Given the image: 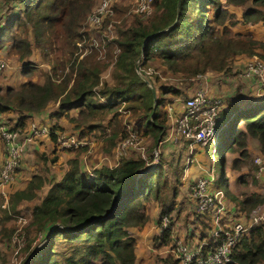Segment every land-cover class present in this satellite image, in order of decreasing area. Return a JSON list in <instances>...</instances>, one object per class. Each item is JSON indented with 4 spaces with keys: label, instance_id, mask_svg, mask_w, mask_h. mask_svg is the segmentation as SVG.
I'll return each mask as SVG.
<instances>
[{
    "label": "trees",
    "instance_id": "1",
    "mask_svg": "<svg viewBox=\"0 0 264 264\" xmlns=\"http://www.w3.org/2000/svg\"><path fill=\"white\" fill-rule=\"evenodd\" d=\"M0 1H3L0 7L7 10L17 6L19 1V7L11 16L5 10L0 16V51H4L0 57L7 58L6 55L22 64L20 73L25 76L33 67L29 61L33 49L42 62L50 63L41 82L20 75L22 79L16 86L0 88V125L9 131L20 129L27 134L29 128L24 127L30 114L56 103L57 107L49 117H68V112L75 110V116L68 120L77 129L78 137L90 138V133L100 126L94 122L106 121L99 131L103 152L126 138L131 129L151 138L153 145L163 138L166 111L160 112L161 99L156 96L153 100L150 90V84L155 89L158 76L152 78L145 73L146 68L154 66L160 76L171 75L190 84L191 79L207 71L226 74L236 56L264 59V41L229 31V27L236 24L264 26V0H153L151 16L145 17L147 19L126 14L128 9L119 8L118 16L120 13L129 16L121 18L122 23L116 25V37L103 38L97 46L84 45L90 34L85 18L93 8V0ZM222 5L242 6L239 19ZM113 10L115 14L116 6H112L111 15L104 16L102 26L114 15ZM216 26H220V33ZM54 52V58L50 57ZM107 71L109 80L103 76ZM158 86L159 95L171 94L179 98L182 93L170 85ZM122 103L125 104L122 109L128 111L126 120L135 119L136 125L131 129L120 119L118 110ZM7 113L16 116H1ZM222 114L226 113L218 115L219 129L224 122ZM236 118L243 122V129L231 126L229 138L221 148L229 145V150L235 144L244 157V142L248 136L257 140L264 150V102L239 110ZM48 127L50 130L61 129L57 125ZM40 136L48 137L54 143L53 132L33 136L24 146L21 161L29 144L38 141ZM0 141L4 145L1 138ZM87 149H90L89 142L75 150H67L73 153L66 159V167L58 179L32 171L23 187L12 191L1 207L0 240L7 239L12 228L5 224L9 220L14 222V216L22 212L18 208L21 203L29 207L30 218L25 230L32 227L41 235L43 245L37 248L28 246L30 240H27L19 264H134L135 240L128 228L144 226L149 200L158 206L156 224L160 232L153 240L160 244L169 242L172 200L183 171L179 160L162 155L158 163L150 166L149 156L146 159L120 156L111 166L99 164L84 169L80 155ZM41 158L43 164L47 161L51 164L57 156L52 152L49 158L43 155ZM222 165L223 156L218 152L214 166L221 173L223 182ZM168 166L173 177L170 185L164 176ZM45 170L46 167L41 171ZM223 192L228 195L224 189ZM260 195L252 193L238 200L231 197V201H235L238 209L247 216L252 208L264 201ZM162 216L168 219L165 226L161 225ZM196 216L204 228L205 221L209 220L208 211ZM221 237L222 234H218L214 241V237L209 236L207 244L202 245V252L214 248ZM166 260L171 262L169 258ZM263 262L264 223L258 222L238 239L230 251L229 261L223 264Z\"/></svg>",
    "mask_w": 264,
    "mask_h": 264
},
{
    "label": "rangeland",
    "instance_id": "2",
    "mask_svg": "<svg viewBox=\"0 0 264 264\" xmlns=\"http://www.w3.org/2000/svg\"><path fill=\"white\" fill-rule=\"evenodd\" d=\"M98 1L99 0H93V3H94L93 6L96 5L98 3ZM2 2L3 1H0V6H1ZM16 5L17 6H15L14 8H11L10 10H7L6 8L3 9V7L2 8L0 7V16L4 15L3 10L7 11V13H9V15L11 16V14L17 10V7H19V1L16 2ZM133 5H134V0H115L113 6H116V12L114 14V10H113L114 15L111 16L112 18L110 17L111 19L110 18L108 20L106 19L107 23L104 26H102V24H103L102 23L96 29H91V28L86 27L87 31L90 32V34H88L89 35L88 41H85L84 45L88 46V45L92 44L93 46H97L98 43L101 42V40L103 38L111 39L113 37H116L115 36V30H117L116 28H118V26H116V25L122 23L121 18L123 20V17L129 16V15H126L128 13L129 14H136L133 12ZM222 6L224 7L226 5H222ZM226 7L229 9V11H231V12H233V14H235L237 19H239L240 14H241L242 9H243L242 6H226ZM119 8H122V10H124V9H128V10H127V12H125L126 14L120 13L121 15L119 14V16H118V9ZM147 18H145V19H147ZM145 19H143V20H145ZM88 29H90V31ZM215 29L218 31V33H220V26H216ZM229 31H230V34L239 33V34H243V35H249L251 38L256 39V41H259V42L264 41V26L260 25L259 23L256 25H251V28H249L247 25L236 24L233 27H229ZM90 37H92L93 41L90 39ZM88 51H89V49L84 51V52H88ZM3 52L4 51H0V56H2V57H3ZM55 54H56V52L51 54L50 57L54 58ZM5 57H8V56L5 55ZM233 59L234 60L231 64L232 68H230L231 69L230 73H233L236 78H239L238 74H239V69H240V63L242 62L244 64L247 61V59H249V57L239 55V56L234 57ZM29 61L32 62L31 65L33 67L30 68L31 69L30 72L27 74V76H25V75H22L20 73V68H21L22 64L12 60L10 62V64H12L11 65L12 69L7 68L5 70H2L3 72H0V88L3 89L6 86H11V87L16 86L19 83L18 81H20L22 79L20 75H22L25 78H31L35 82H41L42 81V74L44 72L48 71L50 63H48L47 61L42 62L39 58L37 51L34 49L29 56ZM153 67L154 66L146 68L145 73L152 75V78L155 75L158 76V80L155 82V89H154L152 84H150V86L153 87V89L155 91V97L157 96L158 98L161 99V103L159 105V110H160V112L163 111L164 113L166 111L165 108L167 107L168 99H170L171 97H174V96H172L171 94L159 95L156 91V88L159 87L158 85H160V84L165 85L166 84V85H170V86H173L177 89L182 90L180 98L184 99L193 93L194 87H196L197 82L199 85L200 79H202L203 76L209 75V77L212 76V77H214V79L222 76V74H217L215 71L211 70V71H207L206 73H204V75L201 76L199 79L194 77L193 79H191L190 84H186V83H184L185 81H179L177 78H174L171 75L160 76L159 70L155 72ZM6 74L11 75L14 78V80H9V77H7ZM103 76H104V78L109 80L108 71L104 72ZM242 86H243V84L238 82L236 89L241 90ZM228 87H232V86H228ZM190 89H191V91H189ZM244 93L245 94L251 93L250 95L264 94V89L259 90V89H257L256 85H254V83H251L247 89H244ZM217 97H220V96H217ZM182 99H179V101L181 102ZM261 102H264V99L260 100V101H256L252 105L258 104ZM50 105H52V104H50ZM123 105H125V104H123V103L119 104L118 112L120 114V119L122 121L124 120V123L128 129H131V126L136 125V122H135V119H132V118H131V121L126 120V119H128V117H126L128 115L127 114L128 111L122 109ZM13 116L10 115L8 117H13ZM4 117H7V116H4ZM94 123H97L100 126H97V128H96L97 130H94L92 133H90L91 134L90 138L85 139L90 144V149H89L90 151L85 152V157L87 155V158L86 159L84 158L85 159L84 162L87 163V167H89L91 165V164H89V162H91V163L96 162L95 165L107 164L108 166H111V165H113V162L115 161V157L117 158L116 155H117V150H118L117 149V143L118 142L116 144H114L115 146L111 147L108 151L103 152L100 149V147H101L100 143H101V139H102L101 135L102 134L99 131H101L100 127L106 125V121L105 120L95 121ZM229 123L230 122L223 124L222 128L220 129V132H219V129H216L215 136L212 137L211 140L208 142L206 149H201L200 146L194 147V151L198 152L199 157L201 159H203L204 162L206 163L205 165L212 167V169H211L212 182H213V185L218 186V187H223V186L221 184V178H220L219 171H217L216 167L214 166V163H215L216 155L219 152V149L221 147V144L225 140H228V138H229V131L231 128L229 126ZM75 130H77V129L74 128V129H67V130H63V131L71 133V132H75ZM130 131L131 132L134 131L138 137H141L140 144L143 147V152L140 153L139 150L136 149V147L129 146L125 149V154L123 156L124 157H127V156H133L134 157V156H139V153L141 155H143L144 157L149 156L152 148L154 147L152 142L151 141L150 142L145 141V139L142 138V135H138V132L136 129H131V130H129V132ZM170 143H172V142H170ZM175 143L178 145L184 144V141L182 143H179V141H176ZM176 144L169 146L168 142H164L161 144L159 149L157 147V152L159 151V153H157V163L162 158V155H164L166 158H170V159L172 158L175 160L177 159V161L179 160V166H181L184 170L186 165H187V163L184 162L186 159V154H187L186 149L182 148V151L178 150L176 147ZM102 148H104V147H102ZM239 148L240 147L235 145V148L232 147L230 149V150L235 149L236 151H238V154H239L238 158H242V160L240 162H237V164L240 166L243 164V169L246 168V170H247L246 174L242 177L243 180L245 181V183L240 182V184L242 185V191H240V188H239V190H237V197H236L237 200L240 198H243L245 196L252 195V193L258 194V188L256 187V184L253 180L252 173L255 172V165L253 163V156L257 155L259 153L252 155V153H247V151L245 150L246 155L243 157V156H241V153H240L241 150ZM3 149H4V145L2 144V150ZM106 149H108V147H106ZM214 149H216V153L213 151ZM230 152L224 153L222 155L225 166H230L233 163V161H231V159H230V157H231ZM104 153H106V154H104ZM39 155H40L39 153L35 154V156H34L35 159H38ZM110 155H112V156H110ZM34 157L28 158V160H25V159L23 160V158H22L21 164H23L24 168H22L20 170L18 169V171H17V173H19V176H18L20 178L19 180H23L27 175H30V173L34 170H35V172H38V173L39 172H47L48 174L50 173V171L53 170V166H55V165L51 164V165L46 166L45 171H41V169H32V170L28 171V167H29V164L31 162V159H34ZM27 165H28V167H27ZM59 165H61V163ZM60 168H61V166H59V170H60ZM56 171L58 173V169ZM182 175H183V171H182V174L180 176V183L178 185H175L177 187V192H176L175 197L172 200L173 211L171 212L170 216L172 218L171 233H173V234L175 233V231L178 232L182 227L185 228V231L189 227H191L192 229H199L198 227L195 228L194 226L199 225L198 222H200V220L197 219L198 222L195 221L193 219L194 215H192V213H194V212L197 213V211L195 209H193L196 207L195 206L196 203L194 200H191L189 202V197H188V196L191 197L190 191L187 190L191 185L187 181L184 182V178H182ZM164 176H165V179H166L168 185L173 184L172 169L170 166H168L166 168ZM182 180H183V182H182ZM235 183L237 184V179H236ZM226 198L228 200H231L230 195L226 196ZM151 201L150 200H149V202L146 201L148 203L145 202L147 209H148V207H149L148 205H149V203H151ZM223 201H225V200H223ZM232 202L234 205H236L235 201H232ZM153 203H155V202H153ZM151 205H153V204H151ZM21 210H22V212L20 214L27 220L26 224L21 228V232H23V243L21 245H16V244L10 243V239L13 236V233L16 229V224H15V216L16 215H15L13 218L14 222L13 221L10 222L9 226L12 229H11L10 233L7 235V239L5 241H4V238H2L0 240V262H1V264H19V261L24 254V247L26 246L27 240H30L29 245H28L30 247L34 246V248H37V247H39V245L40 246L43 245L40 233L36 232L35 229L32 227H29L27 231L25 230V228L27 227V224L29 223V218H30L29 217V207L22 206ZM176 212H178V213L176 214ZM228 217H229V215H227L225 213V216L221 218L222 222L225 225L228 224V222L226 220ZM151 223L152 222H150V224ZM147 233L152 234L149 227H148ZM154 235H152V237ZM157 242L158 241L153 240L154 245H157ZM56 249H58V247H56ZM154 253H155L154 254L155 264H161L162 260L159 259V257H161V256L159 254H157L156 251Z\"/></svg>",
    "mask_w": 264,
    "mask_h": 264
},
{
    "label": "built area",
    "instance_id": "3",
    "mask_svg": "<svg viewBox=\"0 0 264 264\" xmlns=\"http://www.w3.org/2000/svg\"><path fill=\"white\" fill-rule=\"evenodd\" d=\"M115 0H99L96 5L90 10L85 18V24L88 28L96 29L102 23V19L106 15L112 14V6ZM153 0H134L133 12L142 18L148 17L152 12ZM90 39L93 41L92 37ZM6 66L5 59L0 57V70ZM203 75H197L200 78ZM239 76L252 81L257 89H264V59L257 56H250L249 59L241 66ZM206 77L203 76L201 82L187 98H178L181 100V111L174 115L172 119L171 130L164 136L163 140L181 141L187 143L186 161H189V155L195 146H200L205 149L208 142L215 136L216 123L220 112L222 98L218 95H211L206 90ZM170 106L167 105V110ZM169 111V110H168ZM171 114V111H169ZM173 114V113H172ZM53 132L55 135L54 146L59 150H75L86 144L83 137H78L75 132H65L63 130H50L48 126H39L31 123L27 134L24 131L15 129L9 131L3 125H0V138L4 142L5 155L2 164L0 165V187L10 183L16 175L17 169L21 164V156L26 142L30 141L33 136L45 135ZM141 137H138L132 131L126 138L117 141V157L125 154V149L129 146L136 147L140 153L143 152V147L140 144ZM156 146V145H154ZM214 151V150H213ZM139 153V156L146 159ZM157 150L152 148L149 157V165L153 166L157 163ZM255 165V177L261 183L260 194L264 199V150L253 156ZM211 177L208 174L200 175L190 182V191L192 200L195 201V210L197 213H202L207 210L208 213L215 217L222 213V205L218 200L219 191L209 192L208 184ZM256 208L251 210V222L249 225L258 222L264 223L262 215L255 212ZM27 220L22 215H17L15 218L16 229L10 239L11 244L21 245L23 243V232L21 228L26 224ZM168 222L167 217L162 216L161 225L165 226ZM247 227L241 223L233 224L226 231L214 230L212 237L222 234L221 240L214 248L202 252V245L187 246L181 241L175 244V257L177 264H223L229 261V255L232 247L238 239L246 234Z\"/></svg>",
    "mask_w": 264,
    "mask_h": 264
},
{
    "label": "crops",
    "instance_id": "4",
    "mask_svg": "<svg viewBox=\"0 0 264 264\" xmlns=\"http://www.w3.org/2000/svg\"><path fill=\"white\" fill-rule=\"evenodd\" d=\"M252 25H256V24H252ZM247 26L249 28H251L250 24H248ZM4 59L6 62V66H5L6 69L7 68L12 69V67H11L12 64H10V62L14 59L12 57H7ZM242 64L243 63L241 62L240 68H241ZM230 68H232V66ZM6 76L9 77V80H14V78L11 75L6 74ZM238 76H239V74H238ZM205 77H206L205 78L206 83H208L206 85L207 92L211 95H218V96H220V98H222V104H221V108H220L219 113L220 114L226 113V114L221 115V118L223 117V120H224V122L222 124L230 122L229 123L230 127L236 126L239 129H243V122L241 120H237V118H236L238 116V111L239 110L240 111L245 110L246 108L252 107L253 106L252 104L254 102L263 100L264 94H256V95H250L251 93L245 94L244 89H247L249 87V85L253 82L249 81L245 78H242L240 76H239V78H236L233 73H230V71L227 72L226 74L216 78V79H214V77H212V76L209 77V75H206ZM200 82H201V80H200ZM238 82L243 84L241 90L236 89ZM228 86H232V87H228ZM189 91H191V89ZM51 104L52 105L49 104L41 112L30 114V116L26 119L24 128H29L31 123H35L39 126L57 125V126L61 127L60 130L74 129L75 127L73 126V123L70 120H68V117L75 116L76 111L70 110L68 112V117L62 115L58 118H55V117L50 118L49 114H51L57 107L56 103H51ZM167 105L170 106L168 108V110L171 111V114L169 113V111L167 110V107H166L165 108V110H166V121H165L166 126L164 129V136L171 130L170 128L172 125V119L175 118L174 115L179 114L181 111V103L179 102L178 98L171 97L170 99H168ZM5 115L6 116H10V115L13 116L14 115L13 117L16 116L15 113H7ZM5 115L1 114V116H5ZM13 117H11V118H13ZM232 124H234V125H232ZM216 127H217V129H219L217 124H216ZM219 131H220V129H219ZM164 136H163V138H164ZM142 138H144L145 141H149V142L151 141V138H149V137L142 136ZM163 138L160 141H158L156 146H154L156 150H157V147L159 149L161 144L164 142H168L169 146L176 144L175 143L176 141L163 140ZM37 139H38V141H34L31 144H29V146L27 147V150L23 154V160L24 159L28 160V158H33L35 156V154H38V153L39 154L42 153L41 156L43 155L44 157L49 158V156H51V153L54 152V154L57 156V159L55 162H52L51 164L55 165V166H53V170L50 171L49 174L47 172H44V174H46V176L49 178L58 179L66 167V164H65L66 159L73 153V151L56 149L53 141H50L48 137H41L40 136ZM170 142H172V143H170ZM179 143H182V142L179 141ZM176 147L178 150H181V151H182V148H185L186 153H187V143L185 145L184 144H179V145L176 144ZM227 147H224L220 151L221 156L224 153H228L231 151L230 152L231 153L230 159H231V161H233V163L230 166H225V163H224V165L221 166L222 172L224 175L223 182L221 180V184L225 188L213 185L212 176H211L212 167L205 165L206 163L204 162V160L199 157L198 152H195L194 149L192 150L191 155H189V157H188L189 161L186 162L187 165H186L185 169L183 170V175H182V178H184V182L187 181L189 183L193 180V178H196L200 175L208 174L211 177L210 182L208 184V191L209 192L219 191L221 193L220 196H218V200H219L220 204L222 205V213L220 214V216L215 217L214 215H211V213H208L209 220L205 221L204 228H202L203 225L197 221V218H196L197 213L194 212V213H192V215H194L193 219L199 223V225L194 226V227L195 228L198 227L199 229H192L191 227H189L185 231V228L182 227L178 232L175 231L174 234L171 233L170 240L167 244H160L157 242V245H154L153 244V237L158 236L160 231H159V226L156 224L158 207L156 205V202L152 200L151 203H149V205H148L149 206L147 209L148 219H147L146 223L144 224V226L140 229L135 228V227L128 228V232L134 237V240H135L134 264H155V259H154V254H155L154 252L155 251L157 252V254H159L161 256V257H159L160 260H166L167 258H169L171 262H174V264H177V260L175 257V251H174L175 244L177 241H181L190 247L195 246L197 244H201L204 246L207 244L206 243L207 238L209 236H211V234H213L214 230L226 231L235 223H241V224H244L248 227L250 226L249 224L251 222V210L253 208L250 210L248 215L245 216L243 214V212L238 209L237 204L234 205L231 200H228L226 198V196H229V195L231 197L235 196L234 198H236L237 197V190H239V188H240V191H242V185L240 184V182L245 183V181L243 180L242 177L247 172L246 168L243 169V164L241 166L237 164V162H240L242 160V158H238V156H239L238 151H236L235 149L234 150H230V149L227 150ZM232 147L235 148V144H232L231 148ZM243 149L246 150L247 153H252V155L260 153L263 150L260 147L257 140H255L251 137H248V136H246V138H245ZM89 151H90L89 149L86 150V152H89ZM158 153H159V151H158ZM41 156H40L39 160L35 159V157H34V159H31L29 167L27 165L28 171L32 170V169L43 170L47 165H51V164H49L48 161L45 162V164H43V161H41L42 160ZM110 156H112V155H110ZM80 158H81L80 164H81L82 168H84V169L91 168L96 163V162H94V163L89 162V164H91V165L89 167H87V163L84 162V160L87 158V155L85 157L84 152L80 155ZM3 160H4V154H3V150H2V143L0 141V165L2 164ZM185 161H186V159H185ZM115 162H116V157H115V161L113 162V164H115ZM60 163H61V165H59ZM232 165H235V166H232ZM59 166H61L60 170H59ZM22 168H24L23 164H21L20 169H22ZM57 169H58V173L56 171ZM217 171H218V169H217ZM219 174L221 177L220 172H219ZM18 176H19V173L16 174L15 178L10 183L5 184V185L0 187V209H1V207H4V205L6 204V201L8 199L9 194L16 189L22 188L24 183L26 182V180L28 179V177L30 175H27L23 180H19L20 178ZM252 177H253V180L256 184V187L258 188V194H260L261 183H260L259 179H257L255 177L254 172L252 173ZM236 179H237V184L235 183ZM182 182H183V180H182ZM43 188H46V186H44ZM223 189L227 192L228 195L224 194ZM188 197H189V202H190L192 200V198L190 196H188ZM223 200H225V201H223ZM153 202H155V203H153ZM151 204H153V205H151ZM22 206H24V204H22V203L18 205L19 210H21ZM254 208H256L255 212L262 215V217L264 218V201L259 205L257 204ZM193 209H195V208H193ZM225 213L227 215H229V217L226 219L228 222V224H226V225L221 220V218L225 216ZM10 221L11 220H9L5 225L6 226L10 225ZM150 222H152V223L150 224ZM148 227L151 230L152 234L147 233ZM152 235H154V236L152 237ZM171 262L166 260L165 263L161 262V264H172ZM263 264H264V262H263Z\"/></svg>",
    "mask_w": 264,
    "mask_h": 264
},
{
    "label": "water",
    "instance_id": "5",
    "mask_svg": "<svg viewBox=\"0 0 264 264\" xmlns=\"http://www.w3.org/2000/svg\"><path fill=\"white\" fill-rule=\"evenodd\" d=\"M135 68H136V70L138 69V68H137V63L135 64ZM150 90H151L152 98H153V100H154V97H155V91H154L153 87H150ZM153 107H154V105H153ZM31 253H32V252H31ZM31 253H30V255H31ZM23 264H24V263H23Z\"/></svg>",
    "mask_w": 264,
    "mask_h": 264
},
{
    "label": "clouds",
    "instance_id": "6",
    "mask_svg": "<svg viewBox=\"0 0 264 264\" xmlns=\"http://www.w3.org/2000/svg\"><path fill=\"white\" fill-rule=\"evenodd\" d=\"M216 129H217V127H216ZM221 147H220V149H219V154H220V151H221ZM214 152L216 153V149H214ZM262 196V195H261ZM254 225V224H253ZM251 226V225H250ZM250 226L249 227H247V230L250 228Z\"/></svg>",
    "mask_w": 264,
    "mask_h": 264
}]
</instances>
